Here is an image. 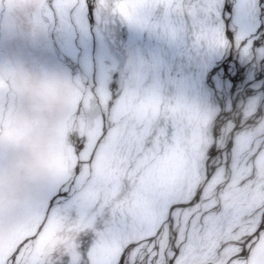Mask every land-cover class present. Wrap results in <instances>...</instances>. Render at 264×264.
Listing matches in <instances>:
<instances>
[{"label": "snow or ice", "instance_id": "snow-or-ice-1", "mask_svg": "<svg viewBox=\"0 0 264 264\" xmlns=\"http://www.w3.org/2000/svg\"><path fill=\"white\" fill-rule=\"evenodd\" d=\"M132 3L134 11L130 16L106 10L111 5H106L105 0H96V9L98 14L109 13L129 25L163 28L166 32L171 29L175 37L180 33L173 17L187 15L197 44L212 50L235 47L243 59H264V46L255 48L252 32L242 26V13L245 9H254L256 0H235L233 32L227 34L222 16L223 0H187V3L185 0H132ZM87 8L88 0H44L40 11L34 17L28 11L26 18L33 20L38 34L51 29L84 31ZM157 9H162L163 15L154 18ZM196 34L202 38L197 40ZM74 78L82 87L72 90L73 103L59 115L57 127L61 139L67 134L68 170L63 174L53 173L42 183L21 186L5 180L10 155L0 152V264H52L57 248L48 244V240L59 217L76 223L78 232L95 233L86 260L78 243L60 247L63 254L70 256V264H137V249L145 242L152 244L165 225L172 231L171 243L165 240L153 245L157 258H162L165 264H217L221 259L224 264H264V203H256L264 200V186L259 189V198L239 211H233L227 203L221 206L210 195L229 168L233 169V180L237 179L238 152L247 158V167L241 170L249 178L264 175V124L261 123L264 112L259 111L258 104L248 106L246 128L233 124L227 138L222 137L218 143L213 133L216 118L209 135L207 116L202 117L200 126H186L182 119L157 122L130 106L131 96H144L150 91L144 77L136 71L115 97L106 83L91 87L84 79ZM54 88L53 81L47 90ZM7 103L0 101L2 105ZM69 121L74 126L72 131L67 128ZM216 127L220 135L219 124ZM244 136L248 137V144L240 148ZM186 137L191 139V152L183 148ZM205 144L210 147L201 151ZM213 149L222 153L223 164L209 166V161L216 157ZM133 155L160 156V188L151 193L150 176L142 192L153 195L152 205L162 210V216L160 231L146 232L137 241L130 242L127 220L109 212V201L119 190L118 186L109 185L105 189L101 177L108 173L114 157ZM186 166L191 179L181 177ZM170 167L176 169V174L167 176L165 173ZM106 213L104 227L97 229L98 218ZM22 215L26 219L38 215L39 222L28 228L21 222ZM204 236L209 240L207 246L202 243Z\"/></svg>", "mask_w": 264, "mask_h": 264}, {"label": "clouds", "instance_id": "clouds-1", "mask_svg": "<svg viewBox=\"0 0 264 264\" xmlns=\"http://www.w3.org/2000/svg\"><path fill=\"white\" fill-rule=\"evenodd\" d=\"M179 2V0H178ZM16 0H0V26L9 30L37 35V29L32 19L23 20L15 16ZM28 10L34 17L40 11L44 0H26ZM106 9L124 15H132L134 9L127 6V0H105ZM168 34L175 38L171 29ZM197 35V40L202 37ZM55 82V88L48 91L50 82ZM75 78L49 69H29L19 63L0 61V101H7L6 105L0 104V152L10 155L5 166V180H12L18 185H35L42 183L53 173L63 174L68 170L67 134L61 139L57 133L59 115L66 109V94L77 87ZM129 104L137 112L145 116H152L155 121L182 119L186 126H200L211 106L198 105L193 107L185 102L180 95H168L157 86L150 87L144 96L133 95ZM264 124V119L261 121ZM68 131L74 130L71 121L67 123ZM210 144H205L201 151L207 150ZM183 148L192 151L190 138H185ZM160 156L145 158L133 155L130 158L116 156L110 162L108 173L101 177L105 189L109 185L118 186V191L112 196L108 207L110 213H118L126 219L131 232L127 239L137 241L144 233L160 231L159 225L162 210L153 207V195L142 192L145 183L151 176V193H155L161 185L159 172ZM176 174V169L170 167L165 173L167 176ZM183 179H191V173L186 166L182 172ZM253 182H249L251 185ZM264 186V175L258 176L253 191ZM255 198H253L254 200ZM252 200V201H253ZM252 201L241 202L237 210L247 209ZM256 203H264L257 200ZM228 207L233 208L229 202ZM21 222L28 228L34 227L39 222V216L26 219L21 216ZM56 244L60 249L67 247L75 240L78 225L65 217L57 218L55 224ZM167 233V235H165ZM167 240L171 243L172 231L167 225L149 244L143 243L137 249L139 260L137 264H165L162 258H157L153 245ZM202 243L207 246V236L202 238ZM217 264H224L223 259Z\"/></svg>", "mask_w": 264, "mask_h": 264}, {"label": "rangeland", "instance_id": "rangeland-1", "mask_svg": "<svg viewBox=\"0 0 264 264\" xmlns=\"http://www.w3.org/2000/svg\"><path fill=\"white\" fill-rule=\"evenodd\" d=\"M130 9L134 7L132 0L128 6ZM28 5L26 0H16L15 3V16L23 20L28 15ZM116 25H119L120 33L117 31L119 36V44L121 49V57L124 59L126 64V71L129 77L133 71H136L144 77V83L146 87L157 86L164 93V81L162 78V72L164 69H167V72L170 71L172 63L168 62V66L165 64V59L159 48V43L157 42V29L141 28L134 25H129L127 22H124L119 17H116ZM64 42L71 43V55H74L75 50V32L72 31L71 37H68L67 34L60 35ZM65 36V38H64ZM87 42V40H86ZM79 46H83L79 44ZM121 58V61H123ZM0 61H6L11 63H19L24 67L29 69H49L56 72L70 75V71L65 69L60 65L59 59L54 55V51L47 37L46 33H40L37 35H31L20 30H9L0 26ZM126 75V72H124ZM122 78V73H121ZM229 98V95L227 96ZM242 100L232 99L229 104L223 109L220 108V115L213 123L215 126L214 135L215 139L219 141L223 138H227L228 131L233 124H237L240 127L246 128L245 119L247 118V96L241 98ZM74 97L72 91L66 94V106H70L73 103ZM243 103V105H241ZM230 105L232 107L230 108ZM213 107V106H212ZM213 110V109H212ZM224 114H226V119L223 121ZM244 115V117L240 116ZM208 122L206 127L211 128L209 135L212 134V117L207 114ZM220 116L222 118L220 119ZM223 121V122H222ZM219 124L221 129V134L219 135V130L216 125ZM246 126V127H245ZM229 128V129H228ZM248 144V137H241L239 147L243 146L244 148ZM222 147V145H220ZM215 150V149H214ZM213 150V151H214ZM216 157L209 161V166L216 164H223V155L218 150H215ZM238 157V154H237ZM240 158H237L241 160ZM227 171V170H226ZM225 171V172H226ZM230 174V173H229ZM232 174V173H231ZM224 181L217 185L216 189L210 194L214 201H219L222 198V193H226V196L223 198L224 203L237 202L239 193L241 192L242 185L239 183L243 180L242 175H237V181L234 183H226L232 177V175ZM253 182L251 185L249 182ZM258 181L257 177H252L247 183V188L252 189L255 183ZM221 192V193H220ZM220 193V195H219ZM101 227V226H100ZM104 227V225H103ZM101 227V228H103ZM95 234V233H93ZM53 241H55L53 243ZM95 241V236L91 240L90 246L88 248H80L79 251L84 260L87 259V251L90 249L92 244ZM48 244L54 246L56 244V236L50 234ZM70 256L63 254L60 249H57L52 256V264H70Z\"/></svg>", "mask_w": 264, "mask_h": 264}, {"label": "bare ground", "instance_id": "bare-ground-1", "mask_svg": "<svg viewBox=\"0 0 264 264\" xmlns=\"http://www.w3.org/2000/svg\"><path fill=\"white\" fill-rule=\"evenodd\" d=\"M185 2L187 3V0ZM256 4L259 12L261 11L264 14V0H256ZM227 14L228 8L223 3L222 16L224 21H226ZM162 15L163 10L157 9L154 13V18H159ZM173 20L180 33L175 38L171 37L163 28H156L158 33L156 36L157 42L165 59V64L168 66V62L171 61L172 63L169 72H167V69L162 72L164 93L180 95L188 101L196 103L193 107L198 105L213 106L214 108H210L207 113L212 117V121L220 115V108L225 109L229 104L230 101L227 95H233L235 98L241 97L243 93L249 91L258 92L259 97L263 96V98L261 100L259 98L260 102L257 104L263 111L264 59L254 57L251 60H246L240 58L238 52L231 47L224 50H212L204 44H197L194 41V29L191 18L187 15L174 16ZM218 70H223V74H218ZM224 78L227 80L228 85L226 86L220 82ZM219 86L223 88L218 89ZM211 89H213V92ZM231 107L232 105H230ZM240 116L244 117L242 114ZM240 156L242 158L241 160L237 159L239 167L236 169V173L243 177V180L239 182L242 188L237 198L238 201L233 204V211H239L237 209L241 202L248 203L253 198L258 199L261 195L259 189L253 191L256 183L252 189L247 188L246 182L250 179L249 174L241 170L247 167L245 163L247 158L238 152L237 158H240ZM229 173H232V177L226 185L237 181L233 180V169L229 168L224 173L221 182H224L229 177ZM252 177H257L258 179V176ZM223 196L225 197L226 193H222V198L217 201L221 206L225 204Z\"/></svg>", "mask_w": 264, "mask_h": 264}]
</instances>
